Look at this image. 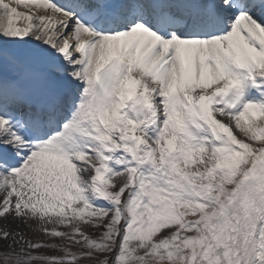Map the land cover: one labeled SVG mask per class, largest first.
Returning <instances> with one entry per match:
<instances>
[{
	"label": "snow or ice",
	"instance_id": "6c2138e0",
	"mask_svg": "<svg viewBox=\"0 0 264 264\" xmlns=\"http://www.w3.org/2000/svg\"><path fill=\"white\" fill-rule=\"evenodd\" d=\"M0 242L264 264V0H0Z\"/></svg>",
	"mask_w": 264,
	"mask_h": 264
},
{
	"label": "rangeland",
	"instance_id": "374dc122",
	"mask_svg": "<svg viewBox=\"0 0 264 264\" xmlns=\"http://www.w3.org/2000/svg\"><path fill=\"white\" fill-rule=\"evenodd\" d=\"M237 134V133H236ZM31 232V231H30ZM29 232V234H28V237L29 238H32V236H33V233L31 232L30 233ZM97 234H98V232H97ZM41 239L43 240L44 239V237H41ZM6 249L4 248V246H3V242H0V252H3V251H5ZM55 252H46V253H44V254H54ZM34 254H39V253H34ZM55 255V254H54ZM57 255H59V253L57 254ZM85 262V261H84ZM0 264H3V260L2 259H0ZM81 264H83L82 262H81ZM85 264H87V263H85Z\"/></svg>",
	"mask_w": 264,
	"mask_h": 264
},
{
	"label": "bare ground",
	"instance_id": "6f19581e",
	"mask_svg": "<svg viewBox=\"0 0 264 264\" xmlns=\"http://www.w3.org/2000/svg\"><path fill=\"white\" fill-rule=\"evenodd\" d=\"M24 11V10H23ZM235 130V129H234ZM240 134V133H239ZM255 146V145H254ZM30 231H28L27 235L29 234ZM31 233V232H30Z\"/></svg>",
	"mask_w": 264,
	"mask_h": 264
}]
</instances>
